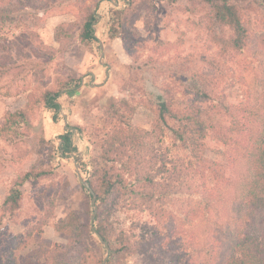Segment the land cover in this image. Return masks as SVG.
Returning <instances> with one entry per match:
<instances>
[{
	"label": "rangeland",
	"instance_id": "1",
	"mask_svg": "<svg viewBox=\"0 0 264 264\" xmlns=\"http://www.w3.org/2000/svg\"><path fill=\"white\" fill-rule=\"evenodd\" d=\"M240 6L253 22L254 31L264 32V7L245 2ZM86 8L98 16L94 26L98 41L80 38ZM115 10H128L131 16L129 43L125 35L110 38ZM0 17L5 20L0 28V62L7 65V74L0 76V128L5 114L26 107L28 94L37 98L46 89L59 90L67 79L81 81L80 88L73 92H61L57 120L55 113L39 102L30 111L27 123L0 134V264H8L6 253L15 236L47 214L49 200L56 201L54 215L42 236L35 235L28 247L16 252L18 264H46V250L55 244L66 248V236L54 226L69 212L76 211L83 224L91 226L92 197L81 185L78 170L85 180L90 177L104 137L117 123L110 116L111 107L118 106L126 114L134 108L133 125L152 130L158 96L182 111L195 98L190 93L193 85L238 103L246 99L249 87L257 86L263 71L253 52L243 51L234 57L221 54L214 35L222 32L208 21V10L190 0H11L0 3ZM61 25L64 27L58 31ZM34 34L39 42L31 37ZM40 42L45 46H39ZM66 126L77 128L72 130V141L78 151L63 157L60 136L70 130ZM162 144L171 158L194 160L169 135ZM233 153L212 139L204 146L209 163H214V168L227 166V174L235 179L240 172L246 175V168L229 167ZM31 170L47 175L25 183L21 187V207L14 215L5 213L1 207L13 184ZM196 201L197 196L191 200L186 193L174 196L165 206L162 220L148 211L121 209L115 213L113 227L134 232L135 240L142 238L144 226L160 232V238L148 250L122 258L121 264H201L208 261L205 254L212 258L216 254L211 261L220 264L228 254L226 243L221 241L224 235L213 238L221 242L217 243L218 252L210 246L211 236L216 224L224 226L232 221L228 218L234 209L232 205L219 209H230V213H224L225 219L216 210L203 217L193 204ZM262 219L264 214L253 221L259 224ZM148 238L151 240V236ZM90 247L87 264H97L102 258L106 264L108 254L97 235ZM79 259L70 257L67 264H80Z\"/></svg>",
	"mask_w": 264,
	"mask_h": 264
},
{
	"label": "trees",
	"instance_id": "2",
	"mask_svg": "<svg viewBox=\"0 0 264 264\" xmlns=\"http://www.w3.org/2000/svg\"><path fill=\"white\" fill-rule=\"evenodd\" d=\"M161 1L175 3L179 0ZM190 1L205 7L210 24L222 32L214 35L221 54L234 57L246 51L253 52L259 59L263 71L257 79V86L249 87L246 99L231 103L225 95L214 96L213 92L206 91L204 87L192 85L190 93L196 99L189 102L182 111H176L163 96H158L157 117L152 130L133 125L131 115L134 108L131 107V114H126L118 106L111 107L110 116L117 123L105 135L100 154L93 160V170L87 179L99 202L95 228L93 230L91 226H85L76 211L69 212L54 226L58 233L66 236V248L55 244L46 250V264H67L70 257L74 261L80 258V264H87L86 252L91 251V242L96 234L109 247H105L108 254L106 264H121L122 258L148 250L160 238V232L155 227L144 226L142 238L135 240L134 232L113 227V215L121 209L139 210L148 211L155 219L162 220L165 206L174 196L184 193L191 200L194 196L198 197V201L193 204L203 217H208L216 210L223 213L221 219H225L224 213H230V209L225 212L219 209L223 206L227 209L228 205H232L234 210L228 218L232 221H226L224 226L216 224L218 226L211 236L210 246L218 252L220 249L217 243L221 242H214L213 238L224 235L221 241L226 243L228 254L226 258L220 259V264H264V219L259 224L253 221L257 215L264 214V32L257 34L254 31L253 22L240 6V3L245 2L264 7V0ZM9 2L11 0H0L2 4ZM85 10L80 38L82 41H98L94 31L98 16L91 8ZM127 12L128 10L113 11L110 38L125 35L127 43L132 40L129 30L131 16ZM4 24L5 20L0 17V28ZM62 27L64 26H59L57 30ZM31 37L39 42L37 34ZM40 43L39 46H45ZM6 69L7 65L0 62L1 77L7 74ZM62 84L59 90L46 89L37 98L32 93L28 94L24 109L4 115L0 134L6 135L13 126L27 123L30 111L39 102L51 109L55 113L54 120H57L62 108L58 101L61 92H73L80 88L81 81L67 79ZM74 129L77 128H71L60 136L63 157L78 151L72 141ZM167 135L176 145L188 151L194 160L186 162L182 158H171L169 150L162 144V139ZM211 139L234 152L230 155L229 167L234 165L246 168V175L240 172L238 178L232 179L227 174V166L221 164V167L218 165L214 168V163H209L204 156V146ZM46 175L45 171L31 170L21 176L5 198L2 210L14 215L21 207V187L30 180ZM236 179L239 182L234 181ZM235 183H238L237 187ZM49 205L44 217L15 236L10 252L6 253L8 264H18L16 252L28 247L35 235L44 234V227L54 215L56 201L49 200ZM252 224L255 225L254 228L251 227ZM242 226L244 228L240 230ZM150 236L151 240L148 238ZM201 255L199 252V256ZM205 256H209L208 261L201 264H215L209 254ZM177 258L178 263L180 258ZM103 261L104 258L98 259L97 264H103Z\"/></svg>",
	"mask_w": 264,
	"mask_h": 264
},
{
	"label": "water",
	"instance_id": "3",
	"mask_svg": "<svg viewBox=\"0 0 264 264\" xmlns=\"http://www.w3.org/2000/svg\"><path fill=\"white\" fill-rule=\"evenodd\" d=\"M101 49H103V45L101 44ZM66 129H71L70 127L66 126L65 127ZM78 174H79V180H80V183L82 186H84L85 188H87L90 192V194L92 195V206L94 208V214L93 216L91 217V228L94 230L95 228V218H96V215H97V211H98V206H97V195L95 194V192L91 189L89 183L87 180H85L81 174L79 173V170H78ZM99 241L101 242V244H103L106 248H109L107 243L104 241V239L99 235V234H96ZM109 250V249H108ZM106 262V260H105Z\"/></svg>",
	"mask_w": 264,
	"mask_h": 264
}]
</instances>
